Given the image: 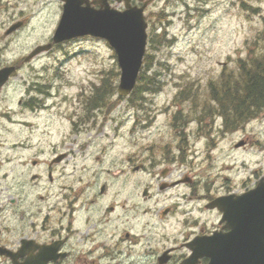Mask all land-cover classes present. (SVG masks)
Listing matches in <instances>:
<instances>
[{
    "label": "flooded vegetation",
    "instance_id": "flooded-vegetation-1",
    "mask_svg": "<svg viewBox=\"0 0 264 264\" xmlns=\"http://www.w3.org/2000/svg\"><path fill=\"white\" fill-rule=\"evenodd\" d=\"M154 1L144 8L145 14ZM20 2L0 0V14H7L0 43L15 38L39 16L42 38L36 45L52 44L62 3L33 0L32 9L25 12ZM36 4L44 8L33 12ZM143 4L148 2L131 0L132 7ZM14 23L23 27L11 30ZM14 67L17 72L19 67ZM48 90L32 88L39 98L18 100L17 106L34 112L59 108ZM90 101L86 100L88 115L101 111ZM80 106L85 111V103ZM69 111L75 118L70 122L81 121L79 108ZM174 122L162 126L169 134L143 136V149L119 167L115 159L102 166L105 147L92 134L99 133V123L87 117L81 131L85 134L68 144L63 136L65 142L22 162L19 150L27 147L17 137L6 151L0 142V264H163L165 250L170 251L166 264H185L189 242L226 232L219 211L206 209L213 198L206 194L207 183L194 174V146ZM164 223L173 229L167 235ZM208 262L203 258L195 264Z\"/></svg>",
    "mask_w": 264,
    "mask_h": 264
},
{
    "label": "rangeland",
    "instance_id": "rangeland-1",
    "mask_svg": "<svg viewBox=\"0 0 264 264\" xmlns=\"http://www.w3.org/2000/svg\"><path fill=\"white\" fill-rule=\"evenodd\" d=\"M23 1L32 2L22 0L19 6L23 9L26 8ZM237 1H158L159 12L163 15L158 21L160 30L155 32L153 27L150 32L146 50V63H149V67L146 64L143 67V71L156 74L153 80L156 81L157 89L161 90L158 96H146L156 106V113L160 115L157 117L158 121L164 118L162 114L167 106L170 112L179 109L186 113L185 116L190 117L189 121L193 122V129L196 126H209L213 118L210 120L209 116L204 115L202 108L210 107L206 94L210 86L217 85L222 74L236 73V60L241 55L244 44L256 41L251 50H264V0H241L245 2L246 9L251 6L255 11L251 21L247 18L251 12H242ZM38 6L39 4L35 5L33 12L38 10ZM31 9L32 5L29 10ZM36 18H32L24 31L12 38L14 42L7 40L4 48H0L2 60L13 56L12 52L16 50L24 52L41 40L42 25ZM2 20L6 22V13L0 14V27ZM112 53L102 41L82 40L67 44L58 52L49 55L50 58H44L19 71L14 82L0 93V133L4 139L9 141L11 134H18L11 126L17 120L13 115V104L24 88L41 83L61 89V95L76 94L79 88L89 91L92 83H96V78L93 77L95 70L117 72ZM246 54L245 52L244 55ZM52 66L59 67L60 71L55 73ZM51 94L54 97V90ZM62 107L63 105L60 106L61 109ZM79 113L82 114L81 111ZM262 115L264 112L259 117ZM32 118L34 117L27 119L36 121L35 131H31V128L24 129L25 136L29 138L25 142L27 149L21 150L29 158L36 153V146L43 147L46 152L49 139L44 135L43 138L33 139L42 130L40 123L46 116L40 114L36 117L38 119ZM120 133L121 130L117 135ZM213 135L215 136L209 144L197 139L195 145V166L210 183L213 195L231 187L237 190L242 184L248 183V179L256 172L264 174V116L224 138L217 137L216 133ZM246 135L253 140L252 144L246 150L234 151L233 145ZM51 139L56 141L54 135ZM32 141H36L34 148ZM9 142H12V138ZM120 151L121 149H115L111 152L117 160L132 155L129 150L124 154Z\"/></svg>",
    "mask_w": 264,
    "mask_h": 264
},
{
    "label": "water",
    "instance_id": "water-1",
    "mask_svg": "<svg viewBox=\"0 0 264 264\" xmlns=\"http://www.w3.org/2000/svg\"><path fill=\"white\" fill-rule=\"evenodd\" d=\"M71 13L73 8L68 5L64 22L56 30L54 41L85 34L107 40L114 48L122 70L118 91L125 94L133 85L145 46L143 18L134 10L116 13L105 9L96 15L83 13L81 18L66 26L65 20ZM238 215L251 216L256 222L258 217H264V183L252 192L251 202ZM259 222L262 221L259 219ZM255 239L253 241L252 236L247 238L241 234L237 238L224 240L221 247L216 249L218 259H221L218 264H264V236Z\"/></svg>",
    "mask_w": 264,
    "mask_h": 264
},
{
    "label": "trees",
    "instance_id": "trees-1",
    "mask_svg": "<svg viewBox=\"0 0 264 264\" xmlns=\"http://www.w3.org/2000/svg\"><path fill=\"white\" fill-rule=\"evenodd\" d=\"M257 73L258 78H256L250 86V89H253L244 97V105L248 109L251 108V105L258 106L259 104L264 103V68L257 71Z\"/></svg>",
    "mask_w": 264,
    "mask_h": 264
},
{
    "label": "bare ground",
    "instance_id": "bare-ground-1",
    "mask_svg": "<svg viewBox=\"0 0 264 264\" xmlns=\"http://www.w3.org/2000/svg\"><path fill=\"white\" fill-rule=\"evenodd\" d=\"M172 137V136H171ZM156 153V152H155ZM167 160V159H166ZM140 161V160H139ZM151 167V166H150ZM139 172V171H138ZM30 195V194H29ZM27 196V195H26Z\"/></svg>",
    "mask_w": 264,
    "mask_h": 264
}]
</instances>
